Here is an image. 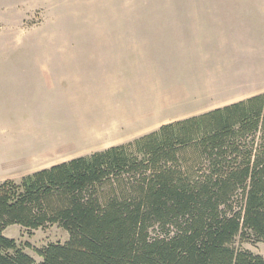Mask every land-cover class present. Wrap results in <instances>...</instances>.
Listing matches in <instances>:
<instances>
[{
	"label": "rangeland",
	"instance_id": "rangeland-1",
	"mask_svg": "<svg viewBox=\"0 0 264 264\" xmlns=\"http://www.w3.org/2000/svg\"><path fill=\"white\" fill-rule=\"evenodd\" d=\"M224 1L0 0V131L12 138L0 141L12 150L0 157V180L92 153L102 131L156 130L264 90V21L250 23L246 45L234 31L242 24L214 22L233 14ZM189 38L207 47L176 46ZM92 68L110 79L83 82L94 95L76 97L73 74ZM25 82L37 95L14 97ZM2 235L36 263V250L68 240L56 225ZM235 247L264 259V242Z\"/></svg>",
	"mask_w": 264,
	"mask_h": 264
},
{
	"label": "trees",
	"instance_id": "trees-1",
	"mask_svg": "<svg viewBox=\"0 0 264 264\" xmlns=\"http://www.w3.org/2000/svg\"><path fill=\"white\" fill-rule=\"evenodd\" d=\"M56 225L36 263L2 235ZM264 93L0 183V264H264Z\"/></svg>",
	"mask_w": 264,
	"mask_h": 264
},
{
	"label": "crops",
	"instance_id": "crops-1",
	"mask_svg": "<svg viewBox=\"0 0 264 264\" xmlns=\"http://www.w3.org/2000/svg\"><path fill=\"white\" fill-rule=\"evenodd\" d=\"M231 1L232 2L224 1L222 6H231V10L233 9V14L232 15H224V16H216L214 18V22L215 23L224 22V23H240V24H242L241 27L237 28V30L236 29L234 30L233 28H231V29H233L235 32H237L239 35L238 38H240L247 45L248 39L253 37L251 31H254V27L252 28L250 23L251 22L255 23L258 21L259 22L264 21V19H262V17H264V0H250V1H247V0H231ZM255 7H257V8H255ZM243 24H250V26H247V25L244 26ZM215 30L218 32L219 31L218 27H215ZM234 31H231V32H234ZM213 43H216L218 45V40H217V42L215 41ZM204 44L205 43H203V42L202 43L197 42V40L192 41V39L189 38L188 41H184L181 44H179V42H177L176 46L181 47V48L184 47L187 50L189 49L190 50L189 52H192V53H199L196 50L201 48V47L202 48L207 47ZM202 48H201V50H202ZM87 66H89V65H87ZM82 71H84L85 73H77V74H73V76H72V79H73L72 87L74 88L73 91L75 90V92H73V93L78 98L79 97L90 98V96L92 97L94 95L93 94L94 92H92L91 90L83 89V87H85V86H83V84H84L83 82H86L87 84H90V85L96 84L94 81L98 82L99 78H103L100 76H103V74H105V70L103 73L96 72L95 69H93V68L92 69H82ZM103 79L104 80L110 79V76L108 78H103ZM103 85H109V84H103ZM15 86L18 87V90L15 91L16 95L14 97H18L19 95L20 96L37 95V91L35 89H32V87H34V85H32V84L25 82V83H17ZM86 87L89 88V86H87V85H86ZM97 90H99V89H97ZM101 91H99V92H101ZM99 92L97 94H99ZM73 93H72V95H73ZM262 93H264V90L251 93V95L243 96V97L238 98L237 100L232 101L231 104L243 101L247 98H250V97L262 94ZM228 105H230V103H228ZM225 106H227V104ZM18 107H22V106H18ZM222 107H224V106L219 105L216 107H212L207 112L218 109V108H222ZM34 108H36L35 111L37 112V109L38 110L42 109V106L39 104H37V105L34 104ZM32 109H33V107H31V110ZM201 114H203V113H201ZM175 121L176 120L166 121L165 124H169V123H172ZM119 123H121V122H118V125H120ZM127 124H128V122H127ZM165 124H163V125H165ZM121 126H122V124H121ZM159 127L160 126H158V128ZM156 130H145L144 124H143L140 126V130L136 131L135 133H132L129 130H126L123 128L116 129V130L114 129V131H113V129L102 131V133L100 135L96 134L93 137H96V140L103 143V145L101 147H97L96 149L94 148L92 150L93 151L92 153L104 151L110 147L129 143L135 139H138L139 137H141L143 135L154 132ZM9 135L10 134L7 132L4 133V132L0 131V141H3L5 143V142H9V140H12V138H10ZM90 140H93V139H90ZM94 140H95V138H94ZM11 151L12 150H10L9 147L5 146L4 149L0 150V153H1L0 157H3V158L9 157V153ZM92 153L82 154L81 156L80 155L76 156V158L88 156ZM40 157L45 158L46 155H43V156L39 155L38 158H40ZM69 160H72V158H69ZM57 164H60V162L55 163V164H51L49 167L57 165ZM37 171H39V170H37ZM32 173H34V172H32ZM32 173L30 172V174H32ZM27 175H29V174H27ZM6 180H9V179L6 178V179L0 180V181L3 182Z\"/></svg>",
	"mask_w": 264,
	"mask_h": 264
}]
</instances>
